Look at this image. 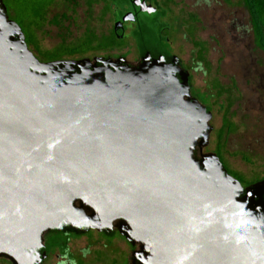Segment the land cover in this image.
<instances>
[{
  "label": "water",
  "instance_id": "1",
  "mask_svg": "<svg viewBox=\"0 0 264 264\" xmlns=\"http://www.w3.org/2000/svg\"><path fill=\"white\" fill-rule=\"evenodd\" d=\"M39 60L0 0V257L116 230L127 264H264V178L202 153L210 113L161 57ZM197 148V157L194 148Z\"/></svg>",
  "mask_w": 264,
  "mask_h": 264
},
{
  "label": "flooded vegetation",
  "instance_id": "2",
  "mask_svg": "<svg viewBox=\"0 0 264 264\" xmlns=\"http://www.w3.org/2000/svg\"><path fill=\"white\" fill-rule=\"evenodd\" d=\"M10 1L14 4L13 7L18 9L17 13L11 16L5 7L7 17L19 27L24 19V24L28 25L29 40L32 41L26 45L36 58L38 51H52L58 54L64 47L75 45L76 53L57 59L87 57L91 60L93 57H99L113 61L120 58L123 64L133 66L142 57L147 56L149 59L161 57L165 63L175 66L179 71L174 73L175 78L178 81H181V75L186 78L189 98L196 100L210 113L208 124L211 129L207 144L202 147L201 152L214 153L225 171L242 187L264 178V164L262 174L244 178L232 170L228 163L230 158H238L239 162L252 164L247 152H254L250 147L244 151L231 146L228 148V136L238 130V124L233 118L235 114L241 110L253 111L255 116L252 118L258 120L257 113H264V48L254 31L253 18L245 0ZM77 23L83 25L77 35L75 31L67 40L60 39L50 46H41L40 40H45L48 34H53V29L49 27L64 28L66 25H72L76 30ZM208 25H211V30L214 31L211 39L217 36L222 40L228 38L232 40L233 49L242 40L249 39V43L245 44L248 52L242 60L240 50L236 59L234 58L235 67L216 68L217 76L210 78L212 81L209 83L207 77L210 68H204L206 45L197 35L198 26L202 32L208 30ZM58 30L56 28V33L59 34ZM21 31L23 33L22 29ZM180 39L187 41L191 48L188 51V59L180 56L181 49L177 44ZM231 56H234L233 51ZM247 56L248 64L244 60ZM230 63L231 61L228 65ZM198 73L204 77L201 85L194 84V76ZM220 77L226 78V82H221ZM207 85L209 88L206 92ZM205 96L209 97L211 104L216 105L213 107L220 119L218 127L210 124L215 113L212 114L209 106L204 104L202 99ZM250 116L251 114L248 117ZM197 152L195 147L193 154L196 157ZM82 237L88 239V248L76 251L71 244ZM114 237L116 240H113ZM118 242L123 243V248L115 246ZM57 244L60 246H56ZM91 244L100 246L92 251L89 249ZM131 249L114 229L109 232L89 229L80 233L62 227L42 235L41 247L36 249L37 257L33 264H110L106 257L113 261V264H117L115 258H110L115 252L119 256L123 255L122 262L127 264ZM89 255L90 259L85 261ZM0 264L11 263L0 257Z\"/></svg>",
  "mask_w": 264,
  "mask_h": 264
},
{
  "label": "rangeland",
  "instance_id": "3",
  "mask_svg": "<svg viewBox=\"0 0 264 264\" xmlns=\"http://www.w3.org/2000/svg\"><path fill=\"white\" fill-rule=\"evenodd\" d=\"M3 5H5L6 10L8 11V13L11 14V16L13 14L17 13V9L18 7H13L14 4H12V2L10 0H2ZM242 10V9H241ZM243 13V10H242ZM82 20V17H81ZM22 29H26L25 24H24V19L22 20L21 23ZM82 24L81 23H77L76 24V30H75V26H64L59 28L57 26L55 27H49L50 29H53L52 32L53 34H48L46 36L45 40H40V44L41 46L45 47V46H50L54 43H56L57 41H59L60 39L63 40H67L69 38H71L74 34V32L76 31V35L82 30ZM211 25H208V30L202 31L199 30V26H198V31H197V35L199 40L201 39L202 41H204L205 45H206V53H205V65L204 68H210V72L208 73V77H207V81L208 83L211 82L212 80H210V78H212L213 76L216 77L217 76V72H216V68H233L235 67L234 64V58L236 59V54L238 53V51L241 50V60L242 58L247 54V49H246V45L249 43V39L246 38L245 40H242L241 42H239V44L235 47V49H233V44H232V40L226 38L225 40L219 39V37L217 36L216 38L211 39V37L214 36V31H212ZM48 28V26L46 27ZM56 28H58L59 30V34L56 33ZM177 44L180 46L181 52L180 56L183 59H188L189 58V53L188 51L191 49L188 42L185 40H178ZM235 50V52H234ZM232 51L234 53V56L232 55ZM231 55H230V54ZM36 56V55H35ZM37 58L39 60L40 59L39 56H37ZM246 61V64H248L247 60H248V56L245 57L244 59ZM44 61V60H43ZM231 61V63L228 65V62ZM237 68V67H236ZM224 71V70H223ZM232 71V70H231ZM217 78H215L216 80ZM204 80V77L202 76V74H195L194 76V84H200L201 85V81ZM221 82H226V78H221L219 79ZM208 86V85H207ZM205 86V90L207 92L209 86L207 87ZM206 97V98H205ZM203 97V102L206 106H209L210 111L212 112V114H214L213 118L210 121V124H212L215 127L219 126V116L218 113L216 112L215 108L213 106L216 107L215 104H211V102L208 100L209 97L205 96ZM249 114H251L250 117ZM259 119L256 120L255 118H252L253 116H255V112L250 111V112H244V111H238L234 118V122H236L238 124V130L231 134L230 136H228V142L229 145L228 148L231 147H236L239 148V150H247L246 148L249 149L253 148L252 150L254 152L249 153L247 152V155L250 157V160L252 161V164H244L242 162H239L238 158H230V161H228L229 163V167L240 173L244 178L253 176V175H260L262 174V164H264V151H263V147H264V113L263 114H258ZM263 116V117H262ZM238 157V156H237ZM227 166V165H226ZM228 167V166H227ZM255 178V176H254ZM113 240H116L115 237L113 238ZM88 239L85 237L82 238H78L76 239V241H73V243L71 244L72 248H76L77 250H80L82 248L87 247L88 248ZM100 246L99 245H94L91 244V246L89 247V249L96 250L97 247ZM115 246L119 247V249H121V247L123 248V243L122 242H118L115 243ZM100 248V247H99ZM124 250V249H123ZM129 251H127L128 253ZM91 255V254H90ZM87 256L86 260L90 259L91 256ZM118 253H112L110 258H115L116 261L115 263L117 264H124V262H122V258L123 255L119 256ZM103 259V258H102ZM118 259V260H117ZM106 260H108L110 262V264H113V261L111 262L110 259H108L106 257ZM107 261V263H108ZM91 264V263H89Z\"/></svg>",
  "mask_w": 264,
  "mask_h": 264
},
{
  "label": "trees",
  "instance_id": "4",
  "mask_svg": "<svg viewBox=\"0 0 264 264\" xmlns=\"http://www.w3.org/2000/svg\"><path fill=\"white\" fill-rule=\"evenodd\" d=\"M247 7L249 9L250 15L253 18V27L254 31L257 34L258 41L264 48V0H245ZM22 27L24 26H21ZM26 29L23 30L24 34V41L26 44H30L32 41L29 39V32L27 30L28 25H25ZM76 53V46L71 45V46H66L62 50L59 51L58 54L54 52H40L38 51V56L40 59L46 61V60H52V59H57V58H63L65 55H70ZM60 246V245H56Z\"/></svg>",
  "mask_w": 264,
  "mask_h": 264
}]
</instances>
